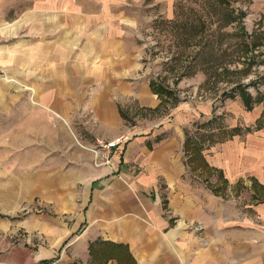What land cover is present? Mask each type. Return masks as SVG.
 <instances>
[{
  "label": "crops",
  "instance_id": "crops-1",
  "mask_svg": "<svg viewBox=\"0 0 264 264\" xmlns=\"http://www.w3.org/2000/svg\"><path fill=\"white\" fill-rule=\"evenodd\" d=\"M33 1L0 0V264H264V138L193 160L157 120L96 164V137L132 131L122 105L166 114L134 22Z\"/></svg>",
  "mask_w": 264,
  "mask_h": 264
},
{
  "label": "rangeland",
  "instance_id": "rangeland-1",
  "mask_svg": "<svg viewBox=\"0 0 264 264\" xmlns=\"http://www.w3.org/2000/svg\"><path fill=\"white\" fill-rule=\"evenodd\" d=\"M11 1L22 8L34 3ZM68 2L92 8L95 14L106 12L113 16L123 8L119 15L128 14L132 19L134 37L144 48L148 65L145 74L161 85L162 109L166 114L149 115L133 100L122 105L126 124L132 129L125 134L127 140L132 132L143 131L148 123L177 120L183 135L201 142L206 147L204 152L211 151V157L223 152L213 149L228 142L230 129L236 126L241 130L236 137L259 146V138H264V0ZM249 95L251 108L245 102ZM260 123L262 129L256 127ZM80 145L85 147L81 142ZM94 158L96 163L95 154ZM195 165L205 168L201 162ZM199 174V181L208 176L201 174V170ZM8 237L4 247L24 238Z\"/></svg>",
  "mask_w": 264,
  "mask_h": 264
},
{
  "label": "built area",
  "instance_id": "built-area-1",
  "mask_svg": "<svg viewBox=\"0 0 264 264\" xmlns=\"http://www.w3.org/2000/svg\"><path fill=\"white\" fill-rule=\"evenodd\" d=\"M127 141V136L121 135L111 140H105L103 138L98 137L97 141L94 145L90 147L96 155V163L97 164H111L113 157L110 156L112 150L118 148L119 145L124 144ZM109 152V154H108ZM196 230H201L202 225H196L194 227Z\"/></svg>",
  "mask_w": 264,
  "mask_h": 264
},
{
  "label": "trees",
  "instance_id": "trees-1",
  "mask_svg": "<svg viewBox=\"0 0 264 264\" xmlns=\"http://www.w3.org/2000/svg\"><path fill=\"white\" fill-rule=\"evenodd\" d=\"M152 87L154 89V91L156 93H158L161 97H162V88H161V85L157 82V81H152ZM258 99H261L260 97ZM162 101H164L163 97H162ZM245 102H247L246 104H248V107L251 108V104H249L250 102V95L245 98ZM257 128H262V124H258L256 126ZM240 128L239 127H232L230 129V135L233 136L234 134H237V133H240ZM201 142H198V141H192V142H188V145H187V150H188V153L190 155V158H192L193 160L197 158V160H201L202 159V150L204 149L203 145L202 144H199ZM202 161V160H201ZM206 166V163L203 164ZM3 216H6V215H3Z\"/></svg>",
  "mask_w": 264,
  "mask_h": 264
}]
</instances>
